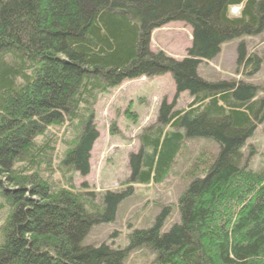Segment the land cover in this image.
<instances>
[{"label": "trees", "instance_id": "trees-1", "mask_svg": "<svg viewBox=\"0 0 264 264\" xmlns=\"http://www.w3.org/2000/svg\"><path fill=\"white\" fill-rule=\"evenodd\" d=\"M236 5L243 8L234 18ZM172 23L192 29L181 61L151 49L152 34ZM263 32L264 0H0V264H124L127 251L142 246L158 253L157 264H264V169L244 161L264 98L256 99L254 85L198 76L223 44ZM262 63L239 45L237 65L248 75ZM167 74L174 99L163 102L158 124L130 156V184L163 182L186 139H210L219 153L196 162L197 177L178 201L180 223L168 233L161 228L170 208L153 228L135 231L127 250L84 247L93 226L114 221L133 187L107 193L103 207L88 203L91 194L55 180L57 141L47 129L66 116L82 127L59 171L87 176L98 139L88 108L97 96ZM183 93L192 102L176 111Z\"/></svg>", "mask_w": 264, "mask_h": 264}, {"label": "rangeland", "instance_id": "rangeland-1", "mask_svg": "<svg viewBox=\"0 0 264 264\" xmlns=\"http://www.w3.org/2000/svg\"><path fill=\"white\" fill-rule=\"evenodd\" d=\"M242 10V9H241ZM241 10L230 9L231 17H239ZM192 29L184 23H172L152 34L151 49L164 51L169 57L181 61L187 57L192 46ZM245 44L248 56L257 55L262 61L259 72L248 75L238 67V47ZM198 76L207 82H245L259 88L257 100L264 98V32L258 36L242 37L222 45L221 53L212 61H204L198 67ZM176 87L171 74L155 78L126 81L109 93L99 94L90 106L98 139L93 145L90 158V173L82 176L71 169L65 176L59 171L66 150L74 146V140L82 131L72 126L70 118L60 125L48 127V135L57 141V152L51 162L56 169L55 180L65 179L69 187L87 196V202L103 207L107 193L121 194L133 187L132 196L123 200L117 208L113 222L95 225L82 242L84 247L98 248L106 245L115 250H127L131 236L137 230H148L170 208L161 233L180 223L178 201L194 176L196 162L211 161L219 153V145L204 138L186 139L163 182L143 185L130 184V156L141 148L140 137L147 128L158 124L160 108L164 101L171 104ZM192 98L181 94L176 111H187ZM75 124V123H74ZM246 167L253 171L264 169V119L258 124L254 135L246 142L244 150ZM204 166V163L203 165ZM66 171V169H65ZM193 173V174H192ZM194 177V178H193ZM63 182V181H62ZM0 209V221H5V212ZM3 224H0V232ZM158 253L148 246L127 251L124 264H157Z\"/></svg>", "mask_w": 264, "mask_h": 264}, {"label": "clouds", "instance_id": "clouds-1", "mask_svg": "<svg viewBox=\"0 0 264 264\" xmlns=\"http://www.w3.org/2000/svg\"><path fill=\"white\" fill-rule=\"evenodd\" d=\"M242 8H243V5H236V6H234V10L236 12H239Z\"/></svg>", "mask_w": 264, "mask_h": 264}]
</instances>
